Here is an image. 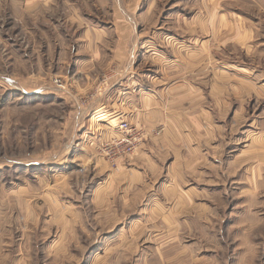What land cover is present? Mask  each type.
<instances>
[{
  "label": "rangeland",
  "instance_id": "374dc122",
  "mask_svg": "<svg viewBox=\"0 0 264 264\" xmlns=\"http://www.w3.org/2000/svg\"><path fill=\"white\" fill-rule=\"evenodd\" d=\"M0 264H264V0H0Z\"/></svg>",
  "mask_w": 264,
  "mask_h": 264
},
{
  "label": "built area",
  "instance_id": "2783aa9c",
  "mask_svg": "<svg viewBox=\"0 0 264 264\" xmlns=\"http://www.w3.org/2000/svg\"><path fill=\"white\" fill-rule=\"evenodd\" d=\"M119 127L122 131L130 132L129 125L125 122H121ZM139 141L137 137L132 135H121V137H116V141L113 144L112 151L117 155L132 154L136 151Z\"/></svg>",
  "mask_w": 264,
  "mask_h": 264
},
{
  "label": "crops",
  "instance_id": "0c3cea01",
  "mask_svg": "<svg viewBox=\"0 0 264 264\" xmlns=\"http://www.w3.org/2000/svg\"><path fill=\"white\" fill-rule=\"evenodd\" d=\"M159 111V110H158ZM114 133H115V131H114ZM175 141V143H173L172 141H170V138H165V139H162V138H158V139H155L154 141H152V145L154 146V147H157V146H160V145H162L163 146V150H166V151H168V148L170 149H172V150H174L173 152H175L176 154V156L175 157H173L172 159H173V161H172V167L173 166H175V165H177V164H180V165H182L183 164V162H184V157H180L179 155H178V150H180V151H182L183 150V146H178V143H177V141L176 140H174ZM167 145H169V146H167ZM152 146V147H153ZM152 147H151V143L148 145V148L146 147L142 152V155L141 156H143L142 158H144V159H146V158H149L150 159V153H149V150H152ZM147 149V150H146ZM148 151V152H147ZM162 156H164V153L162 154ZM173 162H174V164H173Z\"/></svg>",
  "mask_w": 264,
  "mask_h": 264
}]
</instances>
